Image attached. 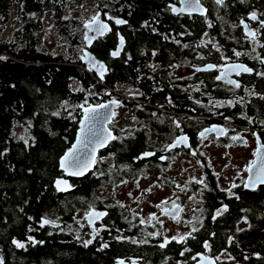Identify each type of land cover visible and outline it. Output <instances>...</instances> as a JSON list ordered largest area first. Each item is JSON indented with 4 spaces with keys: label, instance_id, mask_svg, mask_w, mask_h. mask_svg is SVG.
Masks as SVG:
<instances>
[{
    "label": "flooded vegetation",
    "instance_id": "af4514ba",
    "mask_svg": "<svg viewBox=\"0 0 264 264\" xmlns=\"http://www.w3.org/2000/svg\"><path fill=\"white\" fill-rule=\"evenodd\" d=\"M201 2L209 12L207 4L215 0ZM172 5L179 6V0H168L173 16L207 17L174 14ZM253 11L256 21L249 19ZM98 14L111 28L94 40L90 52L105 63L97 51L113 36L108 56L111 61L124 58L127 65L133 58L128 35L135 34V28L128 26L126 18L96 8L88 21ZM118 18L126 23L116 24ZM241 20L257 32L256 42L246 35ZM202 21L203 28H196L194 40L189 31L172 32L167 44L140 45L143 60L138 62L134 78L114 82L126 84L124 94L83 104L120 102L107 123L108 132L117 139H110L98 151L93 170L80 178L66 176L59 161L76 140L83 110L79 107L73 115H66L73 135L70 147L59 158L56 180L67 179L71 190L55 188L59 204L41 217L26 240L19 241L25 243L24 248H17L22 254L44 246L55 236L63 249L87 254L59 264H117L119 260L125 264H239L232 252L240 230L250 227L251 208L238 204L251 193L244 188L249 175L246 169L256 159L259 146H264V75H260L264 73V27L260 24L264 21V0H250L249 11L225 27L209 29L207 19ZM154 29L153 35L159 38L157 27ZM213 31L217 36H212ZM120 34L125 46L114 57L111 53ZM236 52L241 55L236 56ZM233 64L253 70L228 75L240 88L217 79ZM106 68L104 77L112 73L108 65ZM212 128H222L225 134L205 132ZM201 132L206 138H201ZM182 136L187 137L186 142L169 148ZM234 136L239 139L233 140ZM146 152L154 155L143 156ZM200 180L203 183H197ZM233 184L237 187L232 188ZM174 204L179 207L173 211ZM164 208L170 214H165ZM91 210L107 215L90 224L86 214ZM43 219L59 226L41 227ZM224 226L232 228L219 238ZM173 237L186 239L178 242ZM87 240L92 242L85 246ZM166 241L165 247H159ZM39 264L54 262L43 258Z\"/></svg>",
    "mask_w": 264,
    "mask_h": 264
},
{
    "label": "trees",
    "instance_id": "16d2710c",
    "mask_svg": "<svg viewBox=\"0 0 264 264\" xmlns=\"http://www.w3.org/2000/svg\"><path fill=\"white\" fill-rule=\"evenodd\" d=\"M87 1L0 0V257L4 264H39L43 258L59 264L87 255L63 249L56 244L55 236L28 254H22L13 243L26 240L30 229L59 204L54 187L58 161L70 147L73 135L72 122L66 116L73 111L60 102L69 100L73 108L79 109L81 104L96 102L99 95L106 97V88L96 73L81 61L86 22L83 24L78 14H82ZM167 3L168 0H95L96 9L126 18L128 26L136 30L135 34H127L133 52L127 65L124 58L111 61L108 56L113 36L97 51L112 70L103 79L105 85L134 78L138 62L143 60L140 45L167 44L172 32L189 31L194 40L199 28H203L202 19H207L209 29H217L235 22L250 9V0H226L224 6L207 4L210 8L206 18H179L170 13ZM10 23L13 30L7 35ZM49 27L61 41L55 48L44 49L41 36ZM155 27L159 38L153 35ZM212 36H217L214 31ZM74 81L79 85L76 91L71 88ZM238 205L251 208V228L240 230L233 256L239 264H264V186L246 193ZM231 228L224 226V232L217 235L223 238L226 229Z\"/></svg>",
    "mask_w": 264,
    "mask_h": 264
},
{
    "label": "snow or ice",
    "instance_id": "6c2138e0",
    "mask_svg": "<svg viewBox=\"0 0 264 264\" xmlns=\"http://www.w3.org/2000/svg\"><path fill=\"white\" fill-rule=\"evenodd\" d=\"M241 3H244V0H240ZM182 3L184 4V8L176 9L173 8L172 11L176 14H181L185 11H187L189 14L193 11H201L203 12L204 9H202L200 0H182ZM215 3L220 6L225 5V0H215ZM111 19V17H109ZM250 20L256 21L258 19L257 13L253 11L251 15L249 16ZM116 24H124L126 21L124 20H116ZM240 23L243 25V28L246 32V35L249 36L253 42H256V36L257 32L253 31L249 28V25L245 23L243 20L240 21ZM261 27H264V21H260ZM94 26V27H93ZM211 26V25H209ZM85 28H89L93 31H95L98 35H103L105 32L110 31L107 24L101 22L99 20V17L94 16L92 20L89 23L85 24ZM86 39L88 37L86 36ZM90 43V40H89ZM124 44L123 37H120V49L113 51L111 53L112 56L116 57L120 55V50H122ZM186 47V45H185ZM264 47V45H262ZM236 56L241 55V53L236 52ZM130 58V57H129ZM0 59H3V57H0ZM82 60L85 61L86 64L89 65V70H95L97 74L99 75L100 79L103 80L106 72L108 69L106 66L101 63L100 61H97L94 57H92L89 53H85L84 56L81 57ZM261 63H264V60L261 61ZM213 65H208V68H213ZM199 71V69H197ZM253 70L251 68H248L242 64H233L230 66V68L225 72L222 73L221 76H217V79L223 78L226 83L233 85L235 88H240L241 85L235 81L228 79V75L231 72H235L236 75H240L241 72L244 73H251ZM260 75H264V73H261ZM250 95L252 93H249ZM242 99V98H241ZM261 99H264V96L261 97ZM228 104L231 105L232 101H228ZM111 105L120 106V102L116 100L111 101ZM67 107V105H65ZM79 107L83 110V123L80 127V133H81V139L78 141V146L76 148H73L67 155L64 156V158L61 160V167L64 169L66 173L69 175H83L85 171H87L89 168H91L97 161L96 157L94 155L97 147H104L107 142L111 139H117V137L112 136L110 132L107 133V135L104 134V125L109 123L111 121V117L115 115L114 111H109L110 105L109 104H99L96 106H87L85 105H79ZM54 115H58V113H54ZM97 125H99V129H104V131L97 129ZM179 127V124L176 125ZM218 131L219 134L223 135L225 134L224 129H206L205 132H213ZM205 132H201L200 136L201 138H206ZM91 137V138H89ZM233 140L239 139V137H232ZM187 137L182 136L178 138L172 145L169 146V148H174L177 145H179L182 142H186ZM27 143V141H25ZM91 145V147H89ZM81 146H83V151ZM264 152V146L261 147L260 150L256 153L257 156H259V160H253L250 165L247 167L246 171L251 173L252 175L249 176L248 180L245 183V187H248L250 189H255L256 185H264V155L261 153ZM86 153V154H85ZM195 155V152L192 153ZM154 155V153H144L143 156H151ZM197 183H203L202 180L197 181ZM64 184L65 188H60V186ZM56 186L60 190H66L67 185L66 182L62 180L56 181ZM232 188L237 187V185L233 184L231 186ZM229 192L231 193V189H229ZM239 197H237L238 199ZM164 204L167 203V201L163 202ZM123 206V205H121ZM178 205L174 204L173 211L178 208ZM224 211H227V207L223 209ZM162 211L165 212V214H170L169 209L164 208ZM220 212H217V215H220ZM107 215V213L104 212H96L95 210H91L86 214V218L88 219L89 223H94L95 220L101 218L102 216ZM154 218V217H153ZM175 218V217H173ZM52 225L53 227H58L59 225H56L55 222L50 221L48 219H43L41 222V227L44 225ZM193 231H196V228L193 227ZM31 239V238H29ZM173 239L177 240L178 242H183L186 237H173ZM92 241L87 240L84 241L85 246L90 244ZM136 241H133L135 243ZM13 243L16 245L17 248H24L25 244L21 243L19 241L13 240ZM35 243V241H34ZM160 244L159 247L163 248L165 247V244ZM104 247H108L107 244H104ZM205 247H208L207 244H205ZM0 264H4L3 257H0ZM117 264H125L124 260H119ZM133 264H135V261H133Z\"/></svg>",
    "mask_w": 264,
    "mask_h": 264
},
{
    "label": "water",
    "instance_id": "95a60500",
    "mask_svg": "<svg viewBox=\"0 0 264 264\" xmlns=\"http://www.w3.org/2000/svg\"><path fill=\"white\" fill-rule=\"evenodd\" d=\"M179 2H180V5H179V6H177V5H172V6H171L172 9H173V8H176V9L184 8V4L182 3V0H179ZM200 4H201L202 9H204L203 12H201V11H193V12H191V14H189L187 11H185V12H183V13H181V14L207 16V14H208V9H207V7L201 2V0H200ZM172 12H173V11H172ZM173 13H174V12H173ZM174 14H176V13H174ZM97 17H99V20H100L101 22L107 24L108 27H109V29L111 28V26H110L109 23H107V22H105V21H103V20L101 19L100 14H98ZM116 20H123V19L118 18V19H116ZM89 22H90V21H88L87 23H89ZM85 24H86V23H85ZM118 25H119V24H118ZM93 27H94V26H93ZM85 30H86V32H85V37H84V41H85V50H84V52H83V56H84L85 53H89L92 57L95 58V56H94V55H93L88 49L91 47L92 43L94 42V40H95L98 36H103V35H104L105 33H107L108 31L105 32L103 35H98L95 31H93V30H91V29H89V28H85ZM93 32H94V34L92 35ZM86 36L88 37V39H86ZM120 37H122L121 34H120V36H119V44H118L116 50L120 49ZM123 39H124V38H123ZM89 40H90V43H89ZM124 46H125V41H124V44H123L122 49L124 48ZM116 50H115V51H116ZM120 52H121V50H120ZM95 59H96V58H95ZM96 60L99 61L98 59H96ZM81 61H82L83 64L86 65L87 69H89V65L86 64L84 60H81ZM100 62H101V61H100ZM101 63H103V64L105 65L104 62H101ZM105 66H106V65H105ZM93 71L96 73L97 77L100 79V77H99V75L97 74V72H96L95 70H93ZM101 104H109V105H110V109H109V111H114V109H115V107H116V105H111V101H109V102H107V103H101ZM98 105H99V104H98ZM89 106H96V105H89ZM86 107H87V106H86ZM83 115H84V113H83ZM82 123H83V116H82L81 121H80V127H81V124H82ZM97 129H99V125H97ZM104 129H106V131H104ZM104 129H99V130L104 131V134L107 135V133H108V131H109L108 128H107V124L104 125ZM89 138H91V137H89ZM80 139H81V133H80V128H79V131H78V133H77V137H76L75 142H74V143L72 144V146H71V147H70V148H69V149H68V150L62 155V157L60 158L59 163L61 162V160L64 158L65 155H67V154H68L73 148H76V147L78 146V141H79ZM107 144H108V142H107ZM107 144H106L104 147H97V148H96V151H95V153H94L95 157L97 156L98 151L101 150V149H103V148H105V147L107 146ZM89 147H91V145H89ZM261 147H262V146L260 145L259 148H258V150H260ZM81 148H82V151H83V146H81ZM258 150H257V152H258ZM85 154H86V153H85ZM261 154L264 155V152H262ZM255 160H259V156H257ZM60 168L64 171V169L61 167V163H60ZM93 168H94V165H93L91 168H89L87 171H85L83 175H69V174L66 173L65 171H64V172H65L66 176H68V177L80 178V177H83L84 175L88 174L91 170H93ZM250 175H252V174L249 173L248 178H249ZM248 178H247V180H248ZM57 180H62V181H64V182H66L67 188H66V190H63L64 192H67V191H70V190H71L70 183H69V181H68L67 179H57ZM57 180H55V182H54V187H55L58 191H62V190L58 189L57 186H56V181H57ZM247 180H246V181H247ZM245 183H246V182H245ZM261 186H264V185H256V187H255L254 190H253V189H250V188H248V187H245V186H244V188L247 189V190L256 191V190H257L259 187H261ZM60 188H65V185L62 184V185L60 186ZM51 226H52V225H51ZM24 244H25V243H24ZM212 264H214L213 261H212Z\"/></svg>",
    "mask_w": 264,
    "mask_h": 264
},
{
    "label": "rangeland",
    "instance_id": "374dc122",
    "mask_svg": "<svg viewBox=\"0 0 264 264\" xmlns=\"http://www.w3.org/2000/svg\"><path fill=\"white\" fill-rule=\"evenodd\" d=\"M94 2L95 0H88L84 6H83V11L82 14H78L80 18L83 20V24L87 22L94 14L95 12V7H94ZM47 24L49 25V21L46 20ZM229 25V24H228ZM13 30V24H8L7 26V35L11 34ZM61 41V38L56 34V32L49 27L48 30L41 36V47L44 49H52L55 48L57 43ZM59 52L57 49H55V54L57 55ZM79 85H77V82H72L71 88L73 90H78ZM61 104L63 107L66 109H72V113H70V116L73 115L78 109H75L72 107V104L70 103L69 100H63L61 101ZM67 105V107L65 106Z\"/></svg>",
    "mask_w": 264,
    "mask_h": 264
},
{
    "label": "built area",
    "instance_id": "2783aa9c",
    "mask_svg": "<svg viewBox=\"0 0 264 264\" xmlns=\"http://www.w3.org/2000/svg\"><path fill=\"white\" fill-rule=\"evenodd\" d=\"M98 81L103 84L106 88L105 95L108 97H118L122 96L124 92L126 91V84L123 82H116L113 85H105L103 80L98 79ZM102 95H99L98 98H101ZM81 109V108H80Z\"/></svg>",
    "mask_w": 264,
    "mask_h": 264
}]
</instances>
